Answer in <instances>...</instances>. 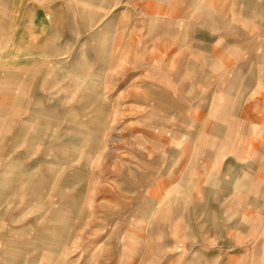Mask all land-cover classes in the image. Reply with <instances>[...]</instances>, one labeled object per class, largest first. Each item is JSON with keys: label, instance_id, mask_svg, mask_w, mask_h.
Instances as JSON below:
<instances>
[{"label": "rangeland", "instance_id": "obj_1", "mask_svg": "<svg viewBox=\"0 0 264 264\" xmlns=\"http://www.w3.org/2000/svg\"><path fill=\"white\" fill-rule=\"evenodd\" d=\"M151 1L0 0V264H264V64L232 95L223 69L176 78L184 47ZM225 114L249 126L237 156L210 137ZM219 166L236 190L211 201Z\"/></svg>", "mask_w": 264, "mask_h": 264}, {"label": "crops", "instance_id": "obj_2", "mask_svg": "<svg viewBox=\"0 0 264 264\" xmlns=\"http://www.w3.org/2000/svg\"><path fill=\"white\" fill-rule=\"evenodd\" d=\"M156 1L153 0L145 5L144 13L147 11L152 14L153 21L166 20L169 23L167 24L169 27L166 28L169 29V46L170 43L176 42L178 47H184L183 53L185 54L180 58L177 69L174 71L176 78H179L181 74L183 80H185L184 75L192 76L201 81L202 87H208L211 78L215 83L219 82L220 79L215 75V72L223 69L225 78L226 75L230 78L229 83L226 84L229 95L235 93L232 90L238 86L241 89H247L249 81L259 78L254 75L251 66L253 63L264 64V0H169V2L163 0L161 5ZM156 14H159L160 17H155ZM257 48L263 49L262 54H254V50ZM228 65L230 66L228 67ZM189 68L197 69L196 73L187 72L186 70ZM237 79L241 81L240 85L236 82ZM178 87L169 90V110L179 109V100L175 96L181 97L183 90L181 91ZM216 97V93L210 94L206 91L201 95V101L209 102L204 105V111L229 112L232 110L233 107L229 106L230 104L232 106V102L228 105L222 104L216 101ZM225 116L227 117L226 121L219 122L220 117L213 121V134L210 137L212 140L222 138L224 143L229 144V147L234 145L237 156L243 138L248 137L246 133L249 126L238 125L237 121L234 123L231 114H225ZM209 151L213 153V150ZM186 168L182 170L184 177L182 183L189 187L192 183L189 176L202 173H198V169L193 166ZM250 168L251 165H249ZM206 174L211 176L210 181H206V185L214 187L215 195L211 201L219 200L227 183L236 190V172H233L231 168L222 169L219 166L214 170L211 168ZM249 175H253V170H249ZM249 182V186H252V181L249 180ZM208 204V207L219 206V203ZM253 206V202L247 205L251 209ZM204 207H207L206 203ZM231 207H237V203L230 204V209H232ZM170 213L174 212L170 211ZM186 214V209H183L182 223L187 222ZM215 214L217 215V213ZM211 218L215 222L218 221L215 215ZM172 223V220L169 219V227H175L178 232L183 230L182 223L177 227ZM233 223L237 225V219Z\"/></svg>", "mask_w": 264, "mask_h": 264}, {"label": "bare ground", "instance_id": "obj_3", "mask_svg": "<svg viewBox=\"0 0 264 264\" xmlns=\"http://www.w3.org/2000/svg\"><path fill=\"white\" fill-rule=\"evenodd\" d=\"M44 42V41H43ZM41 49V48H40ZM7 55V54H6ZM59 61V60H58ZM26 79V78H25Z\"/></svg>", "mask_w": 264, "mask_h": 264}]
</instances>
